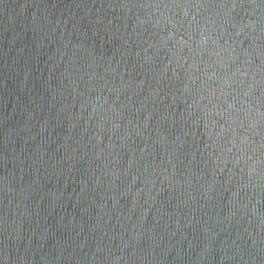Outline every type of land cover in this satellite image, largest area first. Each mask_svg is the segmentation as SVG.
I'll use <instances>...</instances> for the list:
<instances>
[{"label": "water", "instance_id": "1", "mask_svg": "<svg viewBox=\"0 0 264 264\" xmlns=\"http://www.w3.org/2000/svg\"><path fill=\"white\" fill-rule=\"evenodd\" d=\"M0 264H264V0H0Z\"/></svg>", "mask_w": 264, "mask_h": 264}]
</instances>
